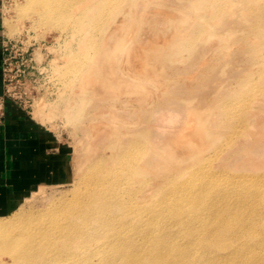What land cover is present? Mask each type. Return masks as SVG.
<instances>
[{
    "label": "rangeland",
    "instance_id": "obj_1",
    "mask_svg": "<svg viewBox=\"0 0 264 264\" xmlns=\"http://www.w3.org/2000/svg\"><path fill=\"white\" fill-rule=\"evenodd\" d=\"M24 4L0 0L3 92L60 145L61 172L59 183L40 184L0 225L22 229L69 205L93 187L88 177L97 169L106 184L116 152L136 142L152 162L135 184L137 206L149 208L152 193L157 203L170 181H189L182 191H191L200 176L192 169L202 167L201 180L222 190L212 196L246 206L227 218L234 226L220 238L240 258L264 262V0H88L93 29L87 19L75 25L81 11L57 24L23 13ZM76 58L93 63L86 81L67 73ZM255 184L262 193L242 203ZM208 215L198 226L148 225L181 246V264H217L218 252L198 242L222 226Z\"/></svg>",
    "mask_w": 264,
    "mask_h": 264
},
{
    "label": "bare ground",
    "instance_id": "obj_2",
    "mask_svg": "<svg viewBox=\"0 0 264 264\" xmlns=\"http://www.w3.org/2000/svg\"><path fill=\"white\" fill-rule=\"evenodd\" d=\"M24 1L23 13H32L52 23L62 24L75 16L77 11L82 12V15L79 14L81 17H75L74 22L78 27L85 26L84 20L87 19L85 27L93 29L98 21L97 17L91 16L88 11V0ZM90 44L87 46L90 47ZM88 47L84 48L85 51ZM79 61L72 64L71 60L67 73L80 72L81 78L86 81L87 72L88 75L91 74L87 70L88 66L93 63L87 59L90 64ZM94 67L90 71L94 70ZM61 78L65 79L62 76ZM116 154L114 166L103 172V176L107 177L106 184L97 182L101 180L97 178V169L88 177V183L92 180L93 187L88 189L87 185L85 194H79L69 205L64 203L52 207L45 218H39L40 221L35 223H26L22 229L8 231L12 224L0 225V264H181L180 256L185 253L181 246L174 244L168 237L162 238L164 231H160V228L153 232L155 229H150L149 222L159 219L172 225L198 226L207 218V213L211 214L208 216L212 217L213 221L221 222L222 226L218 228L217 233L202 232L201 236L198 235V242L218 252L217 264L264 263L257 259L240 258L241 252L232 250L229 241L220 238L221 233L234 226L227 218L245 213L246 206L231 205L223 197L212 196L213 193L220 195L222 190L216 186L210 188L207 180H201L204 174L200 173L202 167L192 169L194 175L200 176L194 181L191 191H182L189 181L167 182L169 189L156 196L158 202L156 203L152 193L150 207L142 209L132 198L139 191L135 189V184L139 183V174L152 170L147 151L145 152L139 143L129 142ZM141 158L145 162L139 164ZM260 188L261 186L255 184L251 190L243 191L241 202L247 203L260 195L262 192L256 191ZM213 199L219 201L213 203L210 201ZM237 232L234 231L229 237L237 235ZM138 233L142 237L139 243L132 239V236ZM253 245L256 244L248 243V246ZM3 257L7 258V261L2 262ZM189 264H197V261Z\"/></svg>",
    "mask_w": 264,
    "mask_h": 264
},
{
    "label": "crops",
    "instance_id": "obj_3",
    "mask_svg": "<svg viewBox=\"0 0 264 264\" xmlns=\"http://www.w3.org/2000/svg\"><path fill=\"white\" fill-rule=\"evenodd\" d=\"M4 33L0 20V95L3 93ZM59 144L47 140L29 112L5 99L0 123V216L14 211L40 184L60 181Z\"/></svg>",
    "mask_w": 264,
    "mask_h": 264
},
{
    "label": "built area",
    "instance_id": "obj_4",
    "mask_svg": "<svg viewBox=\"0 0 264 264\" xmlns=\"http://www.w3.org/2000/svg\"><path fill=\"white\" fill-rule=\"evenodd\" d=\"M4 50H6V48H4ZM4 63H5V58H3V64ZM3 71H4V68H3ZM3 75H4V73H3ZM3 81H4V78H3ZM5 99H12L15 101V99L10 94H8L5 90L0 95V123L3 119Z\"/></svg>",
    "mask_w": 264,
    "mask_h": 264
}]
</instances>
